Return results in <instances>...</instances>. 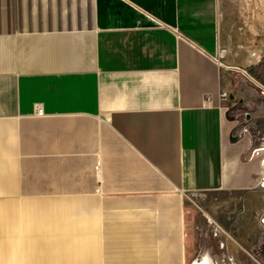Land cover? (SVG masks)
<instances>
[{
	"label": "crops",
	"instance_id": "0c3cea01",
	"mask_svg": "<svg viewBox=\"0 0 264 264\" xmlns=\"http://www.w3.org/2000/svg\"><path fill=\"white\" fill-rule=\"evenodd\" d=\"M262 61L264 0H0V264H246Z\"/></svg>",
	"mask_w": 264,
	"mask_h": 264
},
{
	"label": "rangeland",
	"instance_id": "374dc122",
	"mask_svg": "<svg viewBox=\"0 0 264 264\" xmlns=\"http://www.w3.org/2000/svg\"><path fill=\"white\" fill-rule=\"evenodd\" d=\"M250 74L256 77L255 72L260 74L264 80V61L251 68ZM256 82L261 90L264 91V82L257 77ZM253 138V147L258 150L264 149V128L248 127ZM264 156V153L261 155ZM194 197L196 204L208 201L210 206H196L199 213L201 208L213 215L215 218L221 219L226 225L230 233V239L237 242L240 235L241 243L247 248L246 264H264V230L260 223L261 212L264 210V191L251 192L247 194L217 193L210 196ZM262 237V239H260ZM262 240L261 244L258 243Z\"/></svg>",
	"mask_w": 264,
	"mask_h": 264
},
{
	"label": "built area",
	"instance_id": "2783aa9c",
	"mask_svg": "<svg viewBox=\"0 0 264 264\" xmlns=\"http://www.w3.org/2000/svg\"><path fill=\"white\" fill-rule=\"evenodd\" d=\"M229 98L234 99L235 96H234L233 94H230V95H229ZM38 114L43 115V109H42L41 107H38ZM247 118H248L249 121L252 119V117H251L250 114H247ZM244 131H245L246 134H248L249 139H250V140L252 141V143H253L252 134H250V131H249L248 126L245 127ZM261 165H263V167H264V156L261 158ZM261 186L264 188V179H263V181L261 182ZM260 223H261L262 228H263V230H264V210L261 212Z\"/></svg>",
	"mask_w": 264,
	"mask_h": 264
},
{
	"label": "trees",
	"instance_id": "16d2710c",
	"mask_svg": "<svg viewBox=\"0 0 264 264\" xmlns=\"http://www.w3.org/2000/svg\"><path fill=\"white\" fill-rule=\"evenodd\" d=\"M254 75H255L260 81L264 82V80H263V78H262V76H261L260 74H258V73L255 72Z\"/></svg>",
	"mask_w": 264,
	"mask_h": 264
},
{
	"label": "bare ground",
	"instance_id": "6f19581e",
	"mask_svg": "<svg viewBox=\"0 0 264 264\" xmlns=\"http://www.w3.org/2000/svg\"><path fill=\"white\" fill-rule=\"evenodd\" d=\"M211 261V260H210Z\"/></svg>",
	"mask_w": 264,
	"mask_h": 264
}]
</instances>
